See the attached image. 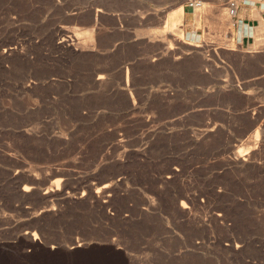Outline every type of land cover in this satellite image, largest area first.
<instances>
[{"label": "rangeland", "instance_id": "rangeland-1", "mask_svg": "<svg viewBox=\"0 0 264 264\" xmlns=\"http://www.w3.org/2000/svg\"><path fill=\"white\" fill-rule=\"evenodd\" d=\"M228 1L0 0V264H264V22L243 49Z\"/></svg>", "mask_w": 264, "mask_h": 264}, {"label": "crops", "instance_id": "crops-1", "mask_svg": "<svg viewBox=\"0 0 264 264\" xmlns=\"http://www.w3.org/2000/svg\"><path fill=\"white\" fill-rule=\"evenodd\" d=\"M245 4L246 3L244 1L240 2L238 9H237V13L234 16L236 25L238 27V32L242 30L250 31L255 27H259L264 22V5L262 4L261 1L256 0L253 3H247L249 7H245L244 6ZM187 5L188 4L185 3L183 6L185 7ZM172 6H173L172 3L170 4L165 3V4L160 5V13L161 14L166 13L169 9L172 8ZM249 36H251V34L244 33L242 34V36L236 37V43L240 44L243 49H247L250 46ZM256 75L257 74L255 73L246 74L243 82L246 83L254 79Z\"/></svg>", "mask_w": 264, "mask_h": 264}, {"label": "bare ground", "instance_id": "bare-ground-1", "mask_svg": "<svg viewBox=\"0 0 264 264\" xmlns=\"http://www.w3.org/2000/svg\"><path fill=\"white\" fill-rule=\"evenodd\" d=\"M249 3V2H248ZM194 9H195V7H193ZM197 8V7H196ZM206 8V7H205ZM204 8V9H205ZM227 8V7H226ZM174 11V10H173ZM172 11V12H173ZM182 9H181V7H179L177 10H175L173 13H171V15H170V13L168 14V16L170 15V19L168 18L167 20H169L168 21V24H167V28H169L170 30H172V32L173 33H175V35H177V37H180V35H181V29L178 27L179 26V24H181V15H182ZM195 11H196V9H195ZM208 11V10H207ZM243 11V10H242ZM197 12V11H196ZM198 13V12H197ZM224 13V12H223ZM225 13H226V11H225ZM223 14L222 16L225 18V20L228 22V24H230V23H232V20H231V16L228 14V11H227V13L226 14ZM193 14V13H192ZM195 15V14H194ZM220 15V14H219ZM197 17V16H196ZM195 17V18H196ZM196 21H197V19H196ZM166 27V26H165ZM220 28V27H219ZM251 28V27H250ZM163 30V29H162ZM158 32H160V31H158ZM158 32H153V34L152 33H149V34H151V35H153V36H156L157 34H158ZM160 33H165L164 32V30L163 31H161ZM241 33V32H240ZM242 33L244 34V33H248V34H252L253 33V29L252 30H250V31H244V30H242ZM241 33V34H242ZM162 34H160V35H162ZM159 35V34H158ZM174 35V34H173ZM174 35V36H175ZM258 38H260L261 39V41L262 42H264V37H258ZM253 41V40H252ZM255 41V46L257 45V41L256 40H254ZM84 42V41H83ZM85 43V42H84ZM257 47V46H256ZM258 48V47H257ZM243 52V51H242ZM106 187V186H105Z\"/></svg>", "mask_w": 264, "mask_h": 264}, {"label": "water", "instance_id": "water-1", "mask_svg": "<svg viewBox=\"0 0 264 264\" xmlns=\"http://www.w3.org/2000/svg\"><path fill=\"white\" fill-rule=\"evenodd\" d=\"M41 210V209H40ZM42 239L45 241V244L51 245L52 248L55 247H63L66 246H72L73 245V239L72 238H63V239ZM107 239V238H105Z\"/></svg>", "mask_w": 264, "mask_h": 264}, {"label": "built area", "instance_id": "built-area-1", "mask_svg": "<svg viewBox=\"0 0 264 264\" xmlns=\"http://www.w3.org/2000/svg\"><path fill=\"white\" fill-rule=\"evenodd\" d=\"M239 4L240 3L237 0H229L228 1L227 11L231 17H234L236 15Z\"/></svg>", "mask_w": 264, "mask_h": 264}]
</instances>
